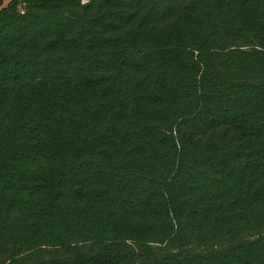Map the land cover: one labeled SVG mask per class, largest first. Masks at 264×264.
<instances>
[{"label": "trees", "instance_id": "trees-1", "mask_svg": "<svg viewBox=\"0 0 264 264\" xmlns=\"http://www.w3.org/2000/svg\"><path fill=\"white\" fill-rule=\"evenodd\" d=\"M0 264H264V0H0Z\"/></svg>", "mask_w": 264, "mask_h": 264}]
</instances>
